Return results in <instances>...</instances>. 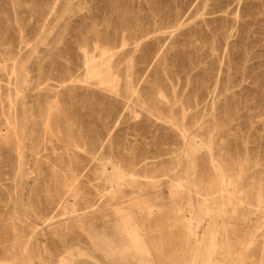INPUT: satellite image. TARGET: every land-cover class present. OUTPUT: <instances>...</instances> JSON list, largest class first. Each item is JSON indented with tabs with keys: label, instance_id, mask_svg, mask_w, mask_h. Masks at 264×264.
<instances>
[{
	"label": "rangeland",
	"instance_id": "rangeland-1",
	"mask_svg": "<svg viewBox=\"0 0 264 264\" xmlns=\"http://www.w3.org/2000/svg\"><path fill=\"white\" fill-rule=\"evenodd\" d=\"M0 264H264V0H0Z\"/></svg>",
	"mask_w": 264,
	"mask_h": 264
},
{
	"label": "bare ground",
	"instance_id": "bare-ground-1",
	"mask_svg": "<svg viewBox=\"0 0 264 264\" xmlns=\"http://www.w3.org/2000/svg\"><path fill=\"white\" fill-rule=\"evenodd\" d=\"M84 50V49H83ZM95 75V74H94ZM109 84V83H108ZM23 161V160H22Z\"/></svg>",
	"mask_w": 264,
	"mask_h": 264
}]
</instances>
